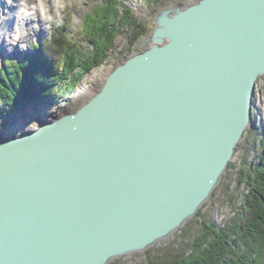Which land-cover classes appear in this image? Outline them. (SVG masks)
Instances as JSON below:
<instances>
[{"label": "water", "instance_id": "obj_1", "mask_svg": "<svg viewBox=\"0 0 264 264\" xmlns=\"http://www.w3.org/2000/svg\"><path fill=\"white\" fill-rule=\"evenodd\" d=\"M73 110L0 131V264H108L169 237L253 124L264 0L166 6Z\"/></svg>", "mask_w": 264, "mask_h": 264}, {"label": "trees", "instance_id": "obj_2", "mask_svg": "<svg viewBox=\"0 0 264 264\" xmlns=\"http://www.w3.org/2000/svg\"><path fill=\"white\" fill-rule=\"evenodd\" d=\"M143 1L153 3L155 0ZM101 2L84 14L79 30L91 43L90 49L73 40L65 31L72 18L68 12L64 24L55 26L50 35L33 45L35 54L2 61V114L9 106L23 108L38 99L52 102V97L62 93L65 86H73L82 72L90 70L106 57L114 36L123 27L131 28L130 42L147 34L148 29L127 4L121 0ZM69 77L72 79L64 84ZM259 152L257 166L240 173L247 192L242 203L235 207L231 219L223 226L201 219V234L190 240L187 249L171 252L170 245L166 261L148 254L146 264H264V139ZM108 264L122 263H119V258H114Z\"/></svg>", "mask_w": 264, "mask_h": 264}, {"label": "rangeland", "instance_id": "obj_3", "mask_svg": "<svg viewBox=\"0 0 264 264\" xmlns=\"http://www.w3.org/2000/svg\"><path fill=\"white\" fill-rule=\"evenodd\" d=\"M121 1L133 9L136 18L148 29L146 34L148 35L155 25L154 18L156 14L164 7L178 4L184 7L197 0H155L153 3H147L143 0ZM97 3L102 2L101 0H51L49 2L51 7L45 12L40 10L35 17L25 22V30L21 31L16 39L9 37L10 40L8 42H0V66L2 59L7 57L20 59L26 54L35 53L36 50L33 45L42 37L50 35L55 26L64 24L68 12L71 13L72 18L70 26L65 31L70 34L73 40L86 46V49H90L91 43L82 33H79V30L81 29L84 14L90 11ZM38 16L42 17L41 23H38ZM130 30L131 28L129 27H123L114 36L112 46L107 51L106 57L102 61H98L90 70L82 72L73 86L68 85V88L65 86L62 93L59 92L55 98L52 97V102L46 99H38L33 101V103L26 104L23 108L9 106L3 114L0 112V131H5L7 135H15L16 133H21L24 129L32 128L26 118L32 116L34 121L38 120V115H35V112L37 113L41 110L42 106L43 109L46 108L44 105H50L51 108L65 106V109L62 110L61 108L62 111L79 107L86 98L100 88L107 74L116 65L150 45V42L145 40L146 35L141 36L135 42H130ZM68 79L71 80L72 78H66L63 83L65 84ZM82 84L90 87L91 91L83 95L81 92ZM34 105L38 108L35 109L33 114H30L33 112L30 109L32 110ZM43 109L41 110L42 112ZM54 110L51 117L59 113L58 110ZM17 119H23L25 124L19 128H13ZM252 120L253 124L249 125L245 130L230 166L225 169L217 188L200 207V213L188 219L185 222L186 224L169 237L158 241L146 250L118 257L119 263L146 264L148 254H151L154 258L166 261V255L170 251L176 252L179 249H187L190 240L201 234V227H203L201 219L223 226L232 218L233 211L242 203L247 192L244 182L240 179V173L242 171L248 172L249 169H254V166H257L261 140L264 139V75L259 77L255 86ZM7 126L10 129H7ZM170 245H172V249ZM169 249L171 250L169 251Z\"/></svg>", "mask_w": 264, "mask_h": 264}, {"label": "bare ground", "instance_id": "obj_4", "mask_svg": "<svg viewBox=\"0 0 264 264\" xmlns=\"http://www.w3.org/2000/svg\"><path fill=\"white\" fill-rule=\"evenodd\" d=\"M49 2H51V0H23L24 5H26L28 8V14L24 15L18 12L19 7L22 5V0H0V42L1 41L8 42V40H10L9 37L11 39L14 38L16 39L18 34L21 33V31L25 30V25H26L25 22H28L30 18L35 17L36 13L39 12L40 10H43L45 12L49 7H51ZM41 22H42V17L38 16V23ZM42 39L43 37L40 39V42L42 41ZM31 54H35V53H31ZM31 54L30 53L26 54L21 58ZM7 58H11V57H7ZM3 60L4 59H2V61ZM88 91H91V88L88 87L87 85L82 84L81 86L82 94L84 95V93H87ZM36 105H34L32 110L30 109V111H33L30 114H33L35 112V109L38 108L36 107ZM47 106L44 105V107H46L44 109L42 106L43 112L41 111L42 109L39 110L37 113L35 112V115H38V120L34 121V119L31 116L29 118H26V121L30 125H32V127H35L37 123L41 121L40 119L42 117L50 118L55 111L54 109L58 110L59 112L60 111L62 112V110L66 108L65 106H60V107L56 106L52 108L50 105ZM24 122L25 121L23 119H17L16 122L14 123L13 128H19L23 126L25 124ZM7 129H10V127L7 126Z\"/></svg>", "mask_w": 264, "mask_h": 264}, {"label": "clouds", "instance_id": "obj_5", "mask_svg": "<svg viewBox=\"0 0 264 264\" xmlns=\"http://www.w3.org/2000/svg\"><path fill=\"white\" fill-rule=\"evenodd\" d=\"M18 12L24 15L28 14V8L26 5H24L23 0H22V5L18 9Z\"/></svg>", "mask_w": 264, "mask_h": 264}]
</instances>
